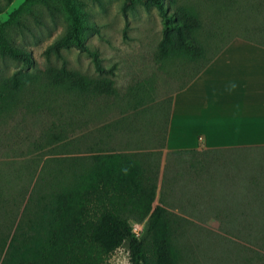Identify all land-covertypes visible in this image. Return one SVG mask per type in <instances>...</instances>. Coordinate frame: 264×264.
I'll return each instance as SVG.
<instances>
[{
  "label": "rangeland",
  "instance_id": "rangeland-1",
  "mask_svg": "<svg viewBox=\"0 0 264 264\" xmlns=\"http://www.w3.org/2000/svg\"><path fill=\"white\" fill-rule=\"evenodd\" d=\"M246 6L242 13L238 0H0V264L9 253L12 260L36 264L46 242L47 203L29 201L44 163L52 161L44 171L55 173L56 164L100 148L108 149L101 155L112 168L118 157L136 156L132 174L148 170L145 185L160 164L149 190L151 214L143 222L129 221L146 243L148 264H253L258 256L251 250L264 255L244 238L221 231L222 218L210 209L232 201L228 190L217 194L185 185L173 193L176 180L167 186V158L162 159L176 92L232 39L245 37L243 27L264 36V5ZM167 11L182 36L168 31ZM80 45L99 55L105 73H97ZM9 49L29 62L15 60ZM78 82L85 89L81 98L72 90ZM122 114L135 128L125 137L110 126ZM96 124L105 131L96 133ZM131 147L138 150L129 152ZM204 160H217L228 179L234 170H264V148L190 155L182 159L183 175L198 171ZM42 185L36 189L46 195ZM79 259L132 264L126 242L108 254L97 249Z\"/></svg>",
  "mask_w": 264,
  "mask_h": 264
},
{
  "label": "trees",
  "instance_id": "trees-1",
  "mask_svg": "<svg viewBox=\"0 0 264 264\" xmlns=\"http://www.w3.org/2000/svg\"><path fill=\"white\" fill-rule=\"evenodd\" d=\"M247 3L251 4L254 10H262L258 7L264 5V0H238V4L244 8L242 13L248 9ZM157 5L164 12L159 1ZM175 20V17H172L167 11L168 31L173 30L178 36H182L183 30L178 24L173 23ZM238 27L241 29L243 26L236 28ZM256 32V28L243 27L241 33L245 37L238 38L257 41L264 45V36L255 34ZM230 42L220 49L211 61L176 93L188 87ZM79 48L92 55L98 74L105 73L106 70L98 54L92 53L84 45H80ZM8 52L17 61L29 62L27 57L17 50L9 49ZM82 87L80 82L72 87V90L78 92L80 98L85 94V89ZM95 91L98 94H103L98 88ZM169 111L171 112V109ZM127 119L122 114L116 118L114 123L112 122L113 124H110L116 135L120 133L125 137L134 132V123L127 124L125 122ZM118 122H124L126 127L121 129L117 125ZM94 131L101 134L105 129L96 124ZM168 131L169 129H167V135ZM131 148L128 149L129 152L138 150ZM256 149L263 148L193 149L170 152L167 154L164 178L167 175L168 187L172 179L176 180L175 189H170L173 193L185 185L197 186L199 190L204 188V191L210 189L217 194L229 191L228 194L233 197L229 204L220 201L217 206L213 207V210L210 209L215 216L222 218L220 220L221 231L230 236L244 238L251 246L264 251V170H248L249 172L247 169L234 170L226 179L225 168L219 166L217 160H204L198 162V171L190 172L192 176H184L181 171L183 168L182 159L188 158L190 155L200 157L220 152ZM105 152H108L107 148H100L95 155L64 160L56 164L58 169L55 173L50 170L44 171L52 161L44 163L35 190L29 199L30 202L41 200L47 203L44 212L48 217V232L46 242L37 256L36 264H68V259L74 264H83L79 255L83 257L86 254L93 255L97 249L108 254L125 242L129 245L132 264H148L146 243L135 237L129 221L134 219L143 222L151 214L149 190L153 186V182L158 179L160 164L154 166L155 176L150 178L145 185L144 182L148 179L145 178V173L148 170L138 169L135 177L132 174L136 156H120L116 160V168H112V165L106 166L103 161L107 157L102 156L101 153ZM155 156L157 159L160 158V154H155ZM186 167L184 166V168ZM188 167L191 168V166ZM192 167L196 168L195 165ZM132 181L133 185H131ZM40 183H43L42 188L45 189L46 195H42V191L36 189L40 187ZM133 186L136 187L135 192L132 191ZM160 211L161 208L158 207L152 213L151 228L153 230L156 221L160 218L158 217ZM12 249L14 250V247ZM251 253L258 256L257 261H254L256 263L253 262V264H264V255L254 250H251ZM2 264H30V262L22 257L12 260V254L10 257L9 253Z\"/></svg>",
  "mask_w": 264,
  "mask_h": 264
},
{
  "label": "crops",
  "instance_id": "crops-1",
  "mask_svg": "<svg viewBox=\"0 0 264 264\" xmlns=\"http://www.w3.org/2000/svg\"><path fill=\"white\" fill-rule=\"evenodd\" d=\"M201 148H264L262 43L234 39L175 94L162 159Z\"/></svg>",
  "mask_w": 264,
  "mask_h": 264
}]
</instances>
